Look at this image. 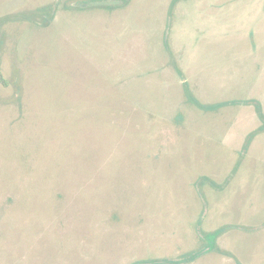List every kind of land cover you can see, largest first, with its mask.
<instances>
[{
    "label": "rangeland",
    "instance_id": "rangeland-1",
    "mask_svg": "<svg viewBox=\"0 0 264 264\" xmlns=\"http://www.w3.org/2000/svg\"><path fill=\"white\" fill-rule=\"evenodd\" d=\"M171 1L0 0V264H264V0Z\"/></svg>",
    "mask_w": 264,
    "mask_h": 264
},
{
    "label": "trees",
    "instance_id": "trees-1",
    "mask_svg": "<svg viewBox=\"0 0 264 264\" xmlns=\"http://www.w3.org/2000/svg\"><path fill=\"white\" fill-rule=\"evenodd\" d=\"M179 0H172L171 1V8L176 4V2ZM57 10V5L54 3H48L44 4L42 6H38L34 8L33 10L29 11H20V12H15L11 14H6L0 18V21L2 22H8V21H28L32 24L35 25H41V26H48L52 19L54 18L55 12ZM0 81L3 84H6L5 81L1 80ZM183 90L186 99L196 106L197 108L205 111H213L216 110L224 105H226L229 102L221 101V102H215V103H201L198 99H196L191 91L189 90L188 86L186 83L183 84ZM254 107L258 113V116L262 121H264V113L261 109V105L259 102L255 101L254 102ZM166 264H171V263H166ZM181 264H188V263H181Z\"/></svg>",
    "mask_w": 264,
    "mask_h": 264
}]
</instances>
